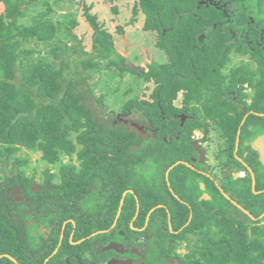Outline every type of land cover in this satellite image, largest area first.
I'll use <instances>...</instances> for the list:
<instances>
[{
  "label": "trees",
  "instance_id": "16d2710c",
  "mask_svg": "<svg viewBox=\"0 0 264 264\" xmlns=\"http://www.w3.org/2000/svg\"><path fill=\"white\" fill-rule=\"evenodd\" d=\"M37 1L0 0L4 5V11L0 13V159L4 157L10 160L14 154L26 148L37 149L42 152L43 160L56 163L62 160L63 154L70 157L77 150V145H82L77 153L82 160L81 169L73 164L61 165L63 183L59 186L60 191L53 190V196L48 198L57 207L54 209L46 201L37 209L51 212L59 208L65 213L69 212L67 214L71 218L75 213L73 208L86 210L97 217L104 215L112 223L116 219L124 185L138 176L141 184L149 182L147 187L140 189L144 211L137 220L142 225L151 208L173 199L166 172L184 157L182 153L190 145L188 135L192 130L204 126L193 119L180 127L179 120L173 114L183 110L174 106L173 101L181 90L186 91L184 96L187 104L189 98L197 97L205 90H210L213 98L221 95L213 83L224 79L220 74V66L227 61L228 50L246 48L241 45V37L237 36L234 42L231 40L232 31L237 29L241 35L250 24L241 2L249 5L256 0H140L134 13L138 14L141 10L144 14L143 30L157 33L156 47L167 56V61L151 62L148 69L143 71L126 65V58L115 51L110 34L102 29L96 15L88 14L86 18L92 29L91 51L85 50L72 32L78 26L75 19L63 25L61 21L52 19L48 8L31 17L30 24L25 23L23 18L29 15L32 4ZM225 2L227 6L233 4L238 10L225 15ZM60 31L74 44L63 42L58 36ZM248 34L253 37L251 32ZM49 43H54L49 51L53 60L35 55L40 53L35 47ZM70 53L76 55L72 61L69 60ZM57 59L60 60V67L54 63ZM96 59L108 60V67L136 72L144 81L155 83L152 100L129 99L124 103L122 112L126 113L135 107L134 110L158 129L156 139L143 141L136 137L133 130L111 126L103 120L96 108L103 98L95 99L87 86L90 71L98 67ZM71 64L75 66L74 69ZM261 71L263 77L260 79L255 77V71L249 70L234 78L237 82L248 80L256 89L253 103L246 106L248 109L259 111L264 108V70ZM234 79L233 85L236 83ZM214 105L205 103L209 111ZM242 115L226 116L232 124H229L231 128L226 134L233 139ZM256 118L259 116L250 114L247 121ZM179 131L182 132L180 136ZM73 134H76L74 138ZM164 136L168 138L164 140ZM14 161L26 164L28 158H15ZM182 168H185L182 163L176 165L171 174ZM148 174L152 178L157 177L159 182H150L152 178L147 177ZM17 177L30 191L29 181L23 173ZM110 186L114 189L115 197L112 206L108 199L111 195ZM262 188L264 182H259L257 189ZM250 195L253 199L249 200L248 206L258 216L264 212V192L259 195L251 192ZM32 196L39 200L41 198L38 194ZM4 208L7 205L0 199V232L7 233L11 231L10 228H17L23 234L24 229L15 227ZM134 211L129 215L122 214L119 224L126 223L128 226ZM198 216L195 221L201 220ZM84 219L86 224L88 216ZM207 220L209 224L217 221L220 230L200 231L199 252L190 254L189 261L182 259L181 264H264V225L247 232L245 228H234L233 218L211 215ZM99 221L105 223L104 220ZM70 227L71 223L68 225ZM85 231L78 232V236L83 237L92 232ZM166 233L168 237L175 238L173 233ZM104 235L99 233L91 239L93 241L86 240L78 248L91 247L94 242L97 246ZM65 244L68 248L73 247L68 240H65ZM170 249H174V243L170 244Z\"/></svg>",
  "mask_w": 264,
  "mask_h": 264
},
{
  "label": "flooded vegetation",
  "instance_id": "af4514ba",
  "mask_svg": "<svg viewBox=\"0 0 264 264\" xmlns=\"http://www.w3.org/2000/svg\"><path fill=\"white\" fill-rule=\"evenodd\" d=\"M223 5L226 6L225 15H228L229 11L234 14V11L238 10L231 3L227 6L225 2ZM241 6L246 10L250 24L247 31L241 35L237 29L232 31L231 40L234 42L237 36L241 37V45L246 48L228 50L227 61L220 66V74L224 79L213 83L214 87L217 85V91L221 95L213 98L211 91L205 90L201 95L189 98L187 104L184 96L186 91L181 90L173 101L174 106L183 110L179 114H173V117L179 120L180 127L193 119L204 125L192 130L188 135L190 145L187 151L182 153L184 157L171 165L166 172L167 185L171 197L174 196L173 199L170 198L169 203L162 202L151 208L140 225L137 218L144 211V199L140 194L143 187L139 188L140 185L137 184L141 183H136L133 178L130 183L124 185L114 222L110 223L104 215L97 217L95 213L75 208L72 209L75 213L71 218L69 212L65 213L59 208L51 212L37 209L46 201L54 209L57 207L56 203L48 198L53 196V190L60 191L59 186L63 183L61 167L59 182H54L56 174L49 173L46 169L45 181L38 183L34 175L28 176L21 169L22 166H27L28 162L18 164L14 160L4 159V168L0 170L3 177L0 199L7 205L4 209L11 222L15 227L24 230L23 234L17 228H10L11 231L8 230L7 233L0 232V264H170L169 260L173 258L179 261L177 264H181L178 259L181 255L177 251L180 240L186 239L188 234L197 237L200 231L220 230L217 221H211L209 224L208 216L233 218V227L245 228L244 231L247 232H252L256 226H263L256 220L264 215V212L256 216V212L248 205L249 200L253 199L251 192L255 195L264 192V188L257 189L258 183L264 182V164L259 161L255 148L264 149V108L259 111L248 109L254 101L256 89L250 81L237 82L234 78L245 70L255 71V77L258 79L263 77L261 70H264V0H256L249 5L241 2ZM256 30L258 32L254 36ZM248 32H251L253 37H249ZM231 53L248 55L252 61L228 66L232 60ZM233 79L236 81L234 85ZM180 95L182 99L176 103ZM207 102L216 105L209 111L205 106ZM240 113L243 114L242 119L233 139L226 134L232 125L226 116ZM250 114L259 118L247 121ZM147 128V132H140L141 136L138 134L136 137L143 141L156 139L158 129L152 127L150 122ZM180 134L181 131L178 136ZM196 135L199 139L197 144L194 142ZM163 138L167 139L166 136ZM207 145L218 148L215 160H211ZM180 163L185 168L171 174ZM7 166L10 168L7 169ZM20 173L29 181L30 191L18 179ZM109 190L111 195L108 199L109 203H112L115 200L114 189L110 186ZM30 192L40 195V200L34 198ZM161 208L164 210L156 212ZM133 210V219L129 220L128 226L126 223L119 224V217L122 214L129 215ZM198 214L201 220L195 221ZM86 215L88 222L85 224ZM243 216L252 218L250 220L253 224L249 225ZM99 220H104L105 223ZM80 227L92 232L79 237L78 232L84 231ZM97 229L100 230L94 232ZM166 231L173 233L175 238L168 237ZM99 233L105 235L97 246L94 242L93 245L90 243L91 247L78 248L80 244L86 240L90 241ZM65 240L73 247L68 248ZM173 243L174 249H170V244Z\"/></svg>",
  "mask_w": 264,
  "mask_h": 264
},
{
  "label": "rangeland",
  "instance_id": "374dc122",
  "mask_svg": "<svg viewBox=\"0 0 264 264\" xmlns=\"http://www.w3.org/2000/svg\"><path fill=\"white\" fill-rule=\"evenodd\" d=\"M140 0H38L32 4L29 15L23 18L27 24L31 23V17L37 15L42 10L50 11V16L54 21H61L63 25H66L72 19L77 20L78 26L72 29V32L81 41V45L85 50L91 51L92 42V29L87 22L86 18L88 14L96 15L98 22L102 25V29H105L111 36V40L114 49L117 53L126 58V65L137 71L147 70L148 64L151 62H164L167 61V56L163 51L156 47L157 33L155 31H144V14L139 10L138 14L134 13V8L139 4ZM89 8V11H87ZM4 11V5L0 2V13ZM135 19V20H134ZM134 20V21H133ZM133 21V22H132ZM59 38L63 42H67L68 45L74 44V41L68 40L63 31L59 32ZM54 43L47 45H40L35 47L40 53L35 55H42L48 60L52 59L49 54L50 49ZM72 48V47H71ZM71 52V51H70ZM231 62L228 66H238L243 62H250L252 59L250 56H245L238 53H231ZM76 58V55L70 53L69 60L72 61ZM53 60V59H52ZM98 67L91 70L89 77L87 78V86L91 95L94 98H103L101 102L97 103L96 108L100 111V115L103 120L111 126H120L128 131H134L136 135L145 133L148 131L146 127L149 121L146 120L139 111L134 108H130L128 112L123 113L122 107L124 103L129 99L138 100H152L151 94L155 88V83L146 82L136 72L121 71L114 67H108V60L96 59ZM56 67H60V60L54 61ZM74 65L71 64V68L74 69ZM182 96L176 100L179 103ZM144 122V123H143ZM76 134L72 135L74 138ZM213 136V132H212ZM168 138V136L166 137ZM195 144L199 142L198 136H195ZM2 145L0 144V149ZM82 148V145H77V150L69 157L63 154L61 161L56 163H50L42 159V152L37 149L22 148L17 154H14L9 161L15 158H28L27 166H22L21 169L28 176H35V181L43 183L46 178L44 171L49 170V173H55L56 178L54 182H59L61 178L60 167L62 164L76 165L77 169H81L82 160L78 158L77 153ZM208 152L211 160L216 159L218 154V148L215 146L207 145ZM4 157L0 159V170L4 168ZM10 166H7L9 169ZM150 169V168H149ZM153 172V167H151ZM151 171V170H149ZM151 173V172H150ZM12 176V174H10ZM152 178V175H146ZM167 176V173H166ZM11 178V177H10ZM136 183H141V178L135 176ZM150 182H159L157 177H153ZM149 182L144 184H137L142 187H147ZM3 184V177L0 175V185ZM36 186V184H35ZM244 220L252 225L250 217L243 216ZM260 225H264V215L257 218ZM199 233H197L198 235ZM200 236L192 237L188 234V237L184 240H180V245L177 251L180 262L182 259L186 261L190 258V254L198 253L201 242H199ZM191 259V258H190ZM189 259V260H190ZM188 260V261H189ZM170 264H177L179 261L175 258L169 260ZM196 264V263H193Z\"/></svg>",
  "mask_w": 264,
  "mask_h": 264
},
{
  "label": "water",
  "instance_id": "95a60500",
  "mask_svg": "<svg viewBox=\"0 0 264 264\" xmlns=\"http://www.w3.org/2000/svg\"><path fill=\"white\" fill-rule=\"evenodd\" d=\"M257 149L258 155H259V161L264 164V149H261L259 147H255Z\"/></svg>",
  "mask_w": 264,
  "mask_h": 264
}]
</instances>
